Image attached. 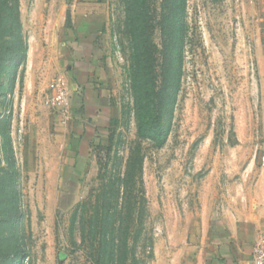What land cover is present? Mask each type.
Listing matches in <instances>:
<instances>
[{
	"label": "rangeland",
	"instance_id": "obj_1",
	"mask_svg": "<svg viewBox=\"0 0 264 264\" xmlns=\"http://www.w3.org/2000/svg\"><path fill=\"white\" fill-rule=\"evenodd\" d=\"M1 1L0 264H98L95 211L109 264L264 238V0H154L140 72L126 0Z\"/></svg>",
	"mask_w": 264,
	"mask_h": 264
},
{
	"label": "trees",
	"instance_id": "obj_2",
	"mask_svg": "<svg viewBox=\"0 0 264 264\" xmlns=\"http://www.w3.org/2000/svg\"><path fill=\"white\" fill-rule=\"evenodd\" d=\"M6 4V2H4ZM0 0V4H3ZM129 10V23L132 31V42L137 56L138 72L147 68L150 51L154 50L152 42L150 41V32L153 27L154 17V0H126ZM8 7V3L6 4ZM156 49V48H155ZM109 215V213H108ZM92 226L89 230L90 239L93 241H100V246L96 248L95 244L91 245V249L96 252V259L98 264H109L106 259L113 256L115 252V229L101 231L99 226V213L94 212ZM114 214L111 213L108 217L113 219ZM130 215H126L128 219ZM109 228V226H108ZM125 235V234H124ZM104 244V245H103ZM109 262V261H108Z\"/></svg>",
	"mask_w": 264,
	"mask_h": 264
},
{
	"label": "crops",
	"instance_id": "obj_3",
	"mask_svg": "<svg viewBox=\"0 0 264 264\" xmlns=\"http://www.w3.org/2000/svg\"><path fill=\"white\" fill-rule=\"evenodd\" d=\"M256 239L240 240L237 233L229 232L212 239L199 264H252Z\"/></svg>",
	"mask_w": 264,
	"mask_h": 264
},
{
	"label": "built area",
	"instance_id": "obj_4",
	"mask_svg": "<svg viewBox=\"0 0 264 264\" xmlns=\"http://www.w3.org/2000/svg\"><path fill=\"white\" fill-rule=\"evenodd\" d=\"M69 99V92L64 82L57 83L53 97L47 102L53 107L65 108ZM65 112V111H64ZM64 117L67 116L63 113ZM264 163V158H263ZM252 264H264V238L255 244L252 254Z\"/></svg>",
	"mask_w": 264,
	"mask_h": 264
}]
</instances>
